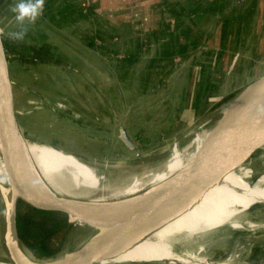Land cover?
<instances>
[{"label":"rangeland","instance_id":"obj_1","mask_svg":"<svg viewBox=\"0 0 264 264\" xmlns=\"http://www.w3.org/2000/svg\"><path fill=\"white\" fill-rule=\"evenodd\" d=\"M54 2L55 0L48 1L43 14L30 26L25 40L19 43L10 39V34L18 30L14 18L15 13L11 10L14 0H0V34L3 36L12 67L13 86L15 92H17L15 94V105L18 109L23 110V115H19L20 122L25 133L35 142L55 148L62 147L72 150L96 158L101 162L107 161L113 167V172L129 171L139 173L146 168L163 163L169 156L174 141L179 140L183 144L186 143L193 135V131L201 128L202 124H205L203 128H219L228 116L223 112V106L227 102L235 105V95L240 92L238 90L248 85L237 88L246 77L244 78V76L235 73L233 77H227L229 80L224 82L220 95L198 99V89L193 98L197 105L196 114L198 117L181 130V126L186 125L180 119V109L184 108L182 104L186 105V100L182 102L180 98L182 92L178 88L167 90L166 86L161 89L154 87L156 76H162L164 68L170 67V61L169 64L163 61L157 63L156 60L153 63L151 59L155 50L157 51L163 47L164 37H161V29L159 27H144L141 20L136 17L134 21H131L133 22L130 27L131 30L128 29L129 27L125 29L113 27L114 30H120L123 34H116L117 36L113 38L115 43H110L109 48H106L107 43L104 44L101 41H104L109 33L114 31L113 29L106 25L105 27L93 25L90 29L83 16H78L79 13L70 15L71 2L64 3L63 0L58 5ZM163 2L165 4V0L160 3ZM61 5L64 6V10L60 18L55 8H59ZM146 20L145 17L144 21ZM130 35L140 39L141 50L144 52L142 56L144 59L139 64L141 69L137 73H134L135 69L128 70V66L134 68L133 64L131 61L124 59L128 56V49H125L122 38H129ZM86 56H89V58L93 56L95 62H103L105 68L111 63L115 67L113 62H123L126 70L123 76L120 75L122 79L115 74L110 82L102 80L99 77L101 72L95 64V70L98 72L97 76L100 79L87 75L83 71L84 67L82 65V63L87 64ZM74 57H77L79 62ZM99 57L101 58L99 59ZM194 59H190L191 64ZM114 69L117 70L116 67ZM139 73H142V76ZM166 76L168 78L169 73ZM150 82L152 83L151 86ZM233 89L235 90L230 92ZM211 91L216 94V91L212 89ZM94 92L95 94H93ZM101 92H103V96ZM221 96L223 97L219 100ZM125 97L126 101L136 98L139 102H142L136 117H134V107L127 106L130 109L128 110L127 125L131 129L132 139L136 145L134 149L128 148L119 138V129L124 126L120 113L127 111H125ZM98 98L104 101L100 102ZM169 104L176 109L175 112L177 113L174 112V114H178L168 123L171 128H169L167 134L171 136L166 139L154 137L153 135L159 134L160 131L155 133L157 130L152 126L153 124L149 123V114L146 112H153L159 105L164 113L169 110L167 108ZM135 118L137 120L142 119L136 122ZM259 154V150H256L253 155L257 156ZM257 165L254 178L259 172L263 171L264 167L261 164ZM115 167L121 169L115 170ZM71 175H77L78 183L70 182L72 185L69 183V191L61 189L56 182L47 184L63 195L86 200L92 195L90 190L96 186L98 179L84 172ZM79 190L80 195L70 192L78 193ZM5 211L6 199L0 195L1 261L9 259L5 248L7 229ZM56 216L61 220L60 215ZM248 216L251 220L260 223L261 226L256 227L254 230L235 231L226 243L215 249L214 256L216 258L228 256L240 244L243 255L245 254L243 248L252 244L249 256L245 261L249 263L264 262V203H256L251 206L248 210ZM17 217H21L26 222L30 219L34 221L43 219H40L39 212L22 200H19L17 205ZM54 222L52 220V224ZM18 232L21 247L31 257L35 259H52L73 250L85 242L94 234L95 229L92 226L71 223L52 232L49 237L40 236L36 241L26 240L21 236L19 229ZM121 263L125 262L94 264ZM136 263L140 264L142 262Z\"/></svg>","mask_w":264,"mask_h":264},{"label":"water","instance_id":"obj_2","mask_svg":"<svg viewBox=\"0 0 264 264\" xmlns=\"http://www.w3.org/2000/svg\"><path fill=\"white\" fill-rule=\"evenodd\" d=\"M0 45L3 47L0 52V150L10 179L9 186L1 185L8 194L5 248L9 259L2 260L0 264H94L114 258L131 241L178 213L205 187L240 160L251 157L264 143L263 74L238 90L240 92L235 95L236 104L233 105V110H238L218 139L174 178L151 189V197L145 203L133 197L119 202H93L63 195L41 177L31 157L27 139L32 138L25 133L20 122L19 115H23V110L15 105L17 92L1 34ZM119 138L128 148H135V142L124 126L119 129ZM74 153L101 163L96 158ZM106 165L113 168L108 163ZM118 169L121 168L115 167V170ZM19 200L39 212L40 219L55 221L52 225L57 226L53 232L71 223L92 226L95 232L85 242L59 257L35 259L21 247L17 219ZM56 215H60L61 220ZM61 221L63 224H60Z\"/></svg>","mask_w":264,"mask_h":264},{"label":"crops","instance_id":"obj_3","mask_svg":"<svg viewBox=\"0 0 264 264\" xmlns=\"http://www.w3.org/2000/svg\"><path fill=\"white\" fill-rule=\"evenodd\" d=\"M48 1L46 0L45 5ZM161 1L163 0H64V3L71 2L70 15L79 13L78 16H83L90 29L93 25L99 27L106 25L113 30V27H121L119 29L129 27L128 29L131 30L133 23L131 21L136 17L141 20L144 27L161 29V37H164L163 47L155 50L151 59L153 63L155 60L157 63L170 61V67L164 68L162 76H156L154 87L161 89L166 86L167 90L178 88L182 92L181 101L186 100V105L182 104L184 108L180 109V119L186 124L181 126L183 130L198 117L197 105L193 100L198 89V99L211 98L220 95L224 82L229 80L227 77L231 78L235 73L246 77L237 88L254 82L264 74V0H165V4L160 3ZM62 2L63 0H55L54 3L58 5ZM55 10L61 18L64 6L61 5ZM145 17L146 21H144ZM116 34L122 35L123 32L114 30L101 43H107L105 47L109 48L110 43H115L113 38L117 36ZM132 37L121 36L125 49H128V56L124 59L131 61L134 67L128 66V70L135 69L134 73H137L140 72L139 64L144 59L142 57L144 52L141 50L140 39ZM93 58L86 56L87 64L82 63L85 68L83 71L92 78H101L110 82L113 75H124L126 68L123 62H113L117 68L115 70L112 63L107 64L105 68L103 62H95ZM111 58L115 59L112 56ZM192 58L195 59L191 64ZM74 59L79 62L77 57ZM94 64L101 72L100 78L97 76L98 72ZM139 74L142 76V73ZM211 89L216 91V94H213ZM101 95L103 96V92ZM98 101L104 100L98 98ZM124 103L127 111L121 112L120 117L132 137L131 129L127 125L128 110H130L128 107H134V117H136L142 102L136 98L126 101L125 97ZM167 108L169 110L163 113L164 110L157 105L153 112H146L149 114V123L157 130L154 129V132L160 131L159 134H154V137L166 139L171 136L167 134L171 128L168 123L178 114H174L176 109L171 104ZM140 264L171 263L142 262Z\"/></svg>","mask_w":264,"mask_h":264},{"label":"bare ground","instance_id":"obj_4","mask_svg":"<svg viewBox=\"0 0 264 264\" xmlns=\"http://www.w3.org/2000/svg\"><path fill=\"white\" fill-rule=\"evenodd\" d=\"M223 110L228 116L219 128H197L194 133L188 131L193 133L190 139L185 144L174 141L163 163L139 173L113 172L114 169L108 167L105 161L101 164L95 159L82 157L61 147L43 145L30 138L27 139V145L39 174L47 183L56 182L61 189L69 191L70 182L78 183L77 175L71 174L84 172L98 179L87 201L119 202L133 197L145 203L151 197V189L174 178L218 139L238 108L233 110V104L227 102ZM258 150L259 155L240 160L174 216L131 241L116 257L104 259L101 263L166 261L174 264H264L245 261L252 244L243 248V255L240 244L228 256H214L215 249L226 243L235 231L254 230L261 226L248 216L251 206L264 203V167L254 178L257 164L264 166V143ZM9 184L0 150V195L5 199L8 194L2 186ZM70 192L80 195V190L79 194Z\"/></svg>","mask_w":264,"mask_h":264},{"label":"clouds","instance_id":"obj_5","mask_svg":"<svg viewBox=\"0 0 264 264\" xmlns=\"http://www.w3.org/2000/svg\"><path fill=\"white\" fill-rule=\"evenodd\" d=\"M46 0H14L11 10L15 13L18 30L10 34V39L23 42L30 26L43 14ZM3 51L0 45V52Z\"/></svg>","mask_w":264,"mask_h":264},{"label":"trees","instance_id":"obj_6","mask_svg":"<svg viewBox=\"0 0 264 264\" xmlns=\"http://www.w3.org/2000/svg\"><path fill=\"white\" fill-rule=\"evenodd\" d=\"M60 224H63V221H61ZM56 226L57 225H52V220L48 218H43L40 221L39 219H36L35 221L33 219H30L28 222H26L21 217H18V229L21 236L26 240L31 239L36 241L40 236L43 235L49 237Z\"/></svg>","mask_w":264,"mask_h":264},{"label":"built area","instance_id":"obj_7","mask_svg":"<svg viewBox=\"0 0 264 264\" xmlns=\"http://www.w3.org/2000/svg\"><path fill=\"white\" fill-rule=\"evenodd\" d=\"M133 264H137V263L135 262V263H133Z\"/></svg>","mask_w":264,"mask_h":264}]
</instances>
